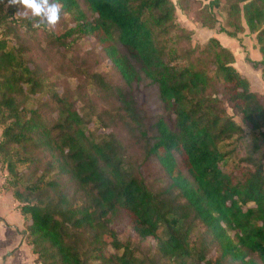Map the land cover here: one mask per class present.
Returning <instances> with one entry per match:
<instances>
[{
	"label": "trees",
	"instance_id": "obj_1",
	"mask_svg": "<svg viewBox=\"0 0 264 264\" xmlns=\"http://www.w3.org/2000/svg\"><path fill=\"white\" fill-rule=\"evenodd\" d=\"M7 2L2 187L35 260L264 264V92L231 48L194 43L177 15L237 39L248 29L262 57L245 60L264 70V0H59L58 31ZM122 220L149 250L120 238Z\"/></svg>",
	"mask_w": 264,
	"mask_h": 264
},
{
	"label": "crops",
	"instance_id": "obj_2",
	"mask_svg": "<svg viewBox=\"0 0 264 264\" xmlns=\"http://www.w3.org/2000/svg\"><path fill=\"white\" fill-rule=\"evenodd\" d=\"M189 20L190 19H188L187 23L190 24H186V26L194 29L196 31V35H199V33H201L204 36V39L215 35L224 45L231 48L236 56V66L239 64L238 61L244 58L245 53L249 54L254 59H260L262 57V54L257 45L255 34L251 33L249 43H246L243 39L240 45L235 37H232L230 35L229 38L226 36H222V33L225 32H216L213 29L199 28L196 26V24H194L193 21ZM242 62H244L243 65L241 67L237 66L238 69L250 78L251 83L255 89L264 92V70L252 67L245 60H242ZM2 171L0 169V264H22V252L24 251V248H27V250H29V243L21 233V230L24 227L23 218L22 221H18V218H16V221L10 216L11 210L13 211V209L15 208L18 209V202L14 199L10 190H6L2 187V183L4 180ZM30 249L32 250L31 245ZM29 261L31 264H36L35 262L37 261L35 260V254L29 257Z\"/></svg>",
	"mask_w": 264,
	"mask_h": 264
},
{
	"label": "rangeland",
	"instance_id": "obj_3",
	"mask_svg": "<svg viewBox=\"0 0 264 264\" xmlns=\"http://www.w3.org/2000/svg\"><path fill=\"white\" fill-rule=\"evenodd\" d=\"M8 4L9 3L7 2L6 3V6ZM14 7L15 8H12V9H15L17 12L19 11L18 14H20L21 12H23V9L22 8L19 10V8L17 6H14ZM177 15H178V21L181 24L185 25V26H186V24L187 25L190 24V23H187L188 22V19H190L191 21H193L192 17H187L186 14L179 7H177ZM193 22L198 27L197 22H195V21H193ZM62 25H63V23L60 22L56 26V28L54 29V31H58L62 27ZM222 36H226L228 38L230 37L229 35H227L225 33H222ZM250 36H251V33H249V31L247 30L246 32L240 33V39H237V38L236 39H237L238 43L241 45V42L243 41V39H244V41L246 43H249L250 42ZM195 37L193 38V42L194 43L196 41H201L202 42V41H205L206 40V39H204V36L201 33H199V35H195ZM80 42L85 47H91V46L94 45V42L91 39H89V38L83 39ZM246 54L247 53H245L244 58H242L243 61L245 60ZM242 60H239L238 61L239 64L237 66H240L241 67L243 65L244 62H242ZM103 67L106 68V69H109L110 68L109 61H105L104 64H103ZM75 82H76V79L71 78V80H70L71 85H74ZM252 87L254 88L253 85H252ZM146 91H147V94L145 95V100L147 99L146 101H147V103H148L151 111L152 112L159 111L160 110V102H159V97H158V94H157V88L154 85H149V88ZM1 171H2V169H1ZM2 174L4 175V171H2ZM10 216L12 217V219H14L16 221H17L16 218H18V221L19 220L22 221V215H21L19 209H16L15 208V209H13V211L11 210V215ZM117 228H118V231H119L120 238H122V239L130 238L131 240H133L134 243H139L141 245V247H142L143 250H145V251L149 250V241L141 239L138 236V234L133 231V229L131 228V226L126 221H124V220L120 221L117 224ZM152 242L154 243V241H152ZM150 247H151V245H150ZM28 248H29V250H27V248H24V251L22 252V254H23L22 264L30 263L29 257H31L32 255H34V253L32 252V250L30 249V243L28 244ZM35 263L36 264H39L38 262H35Z\"/></svg>",
	"mask_w": 264,
	"mask_h": 264
},
{
	"label": "clouds",
	"instance_id": "obj_4",
	"mask_svg": "<svg viewBox=\"0 0 264 264\" xmlns=\"http://www.w3.org/2000/svg\"><path fill=\"white\" fill-rule=\"evenodd\" d=\"M10 5L17 6L23 18L33 22L34 28L44 27L54 30L60 23L63 6L59 0H8ZM19 12V11H18Z\"/></svg>",
	"mask_w": 264,
	"mask_h": 264
}]
</instances>
